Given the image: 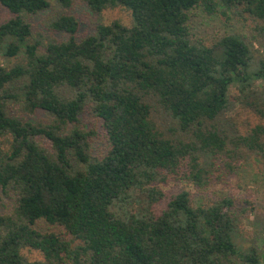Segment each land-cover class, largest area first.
I'll use <instances>...</instances> for the list:
<instances>
[{
	"label": "trees",
	"instance_id": "1",
	"mask_svg": "<svg viewBox=\"0 0 264 264\" xmlns=\"http://www.w3.org/2000/svg\"><path fill=\"white\" fill-rule=\"evenodd\" d=\"M55 1L45 23L66 38L43 37L28 19L50 0H0L12 14L0 55L17 60L0 64V187L15 197L0 213V264H264V246L243 244L235 197L207 193L238 162L264 159V59L242 34L207 45L189 24L202 6L264 33V0H85L98 14L125 7L132 23L101 22L82 39L74 0ZM11 103L52 121L21 120ZM237 107L257 121L242 130ZM87 108L104 128L102 157L91 151L97 132L81 125ZM170 174L192 188L158 212ZM40 220L66 235L41 232Z\"/></svg>",
	"mask_w": 264,
	"mask_h": 264
},
{
	"label": "rangeland",
	"instance_id": "2",
	"mask_svg": "<svg viewBox=\"0 0 264 264\" xmlns=\"http://www.w3.org/2000/svg\"><path fill=\"white\" fill-rule=\"evenodd\" d=\"M51 1V7L38 14L28 15V19L32 22L35 32L38 31L43 37L49 33L58 37L66 38L67 35L63 33L50 32L46 26V19L54 15L61 9V5L55 1ZM71 13L74 14L80 22V29L77 32V37L82 39L96 30L99 23L110 24L114 20H119L126 25H131V12L125 7L118 6L114 8H107L101 14L95 13L91 10L85 0H74ZM12 14L10 11L0 4V23L10 18ZM190 28L195 38L200 39L207 45H213L222 36L238 33L247 37L249 42L257 52L255 54L259 58L264 59V33L257 28V24L251 20L236 15L233 11L224 13L222 9L213 13L207 12L202 6L196 7L191 12ZM16 59L7 61L0 55V64L13 63ZM260 90H264V81H258ZM9 112L24 121L32 123L46 124L52 121L49 113L43 110L26 111L20 104L11 103ZM234 115L240 124V128L253 125L257 118L252 114V111L246 110L243 107H237L231 113ZM81 125L85 130H95L97 133L90 138L91 151L93 155L102 157L108 151L109 145L104 135V128L101 121L92 113L91 109L87 108L81 115ZM7 140L1 138L2 146H7ZM40 143L45 146H50V141L44 137H38ZM223 178V177H222ZM221 178V179H222ZM218 180L213 185L210 193L213 198L232 195L236 199L235 213L240 214L242 218L241 230L246 236L244 246L252 244L254 240L259 249L264 246V159L259 156L251 157L248 161L238 162L236 168L231 174L226 176L222 182ZM165 196L156 203L155 209L159 212L167 207L168 202L172 196L179 192L182 188H192L184 180H181L177 175L170 174L168 180L161 183ZM196 192V190L193 189ZM0 213L6 214L13 210L15 197L13 194H4L0 187ZM37 229L41 232H55L66 235V230L63 226L57 224H50L45 220H40L36 224ZM255 243V242H254ZM22 252L31 260L44 259L41 251L36 249L24 248Z\"/></svg>",
	"mask_w": 264,
	"mask_h": 264
}]
</instances>
